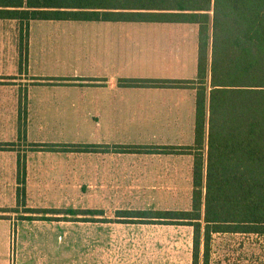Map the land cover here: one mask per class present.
<instances>
[{
  "label": "crops",
  "instance_id": "crops-1",
  "mask_svg": "<svg viewBox=\"0 0 264 264\" xmlns=\"http://www.w3.org/2000/svg\"><path fill=\"white\" fill-rule=\"evenodd\" d=\"M97 12L96 19L30 21L27 37L18 19L0 18V78L19 75L29 79L24 80L29 83L25 119L23 111L18 117L19 88L10 91L8 98L7 85H0V127H4L0 131V240L5 241L3 252L0 244V264H19L16 253L12 261L13 253L6 247L19 222L41 225L43 239L56 235L77 240L75 249L84 251L77 264H136L134 258H118V252L127 255L134 247L142 250L137 264H151L149 249L156 245L152 240L164 234L145 229L146 224L156 223H130L111 212L138 210L130 209L135 199H158L159 191L168 190V176L177 173L161 160L182 154L112 149L181 141L184 110L195 120V89L150 82L184 80L183 64H191L197 78L198 26L130 18V13L145 12L137 9ZM35 25L40 32L37 38ZM34 79L70 81L67 85H36ZM8 106L14 132L5 136ZM21 120L24 139L74 144V150L21 152L14 146ZM190 132L194 141V122ZM11 142L13 147L7 148ZM88 145L97 149H80ZM103 146L110 149L102 150ZM90 157L92 164L87 163ZM36 188L53 191L69 212L40 216L27 211L19 216L12 210L19 201H26L30 212L38 207L30 195Z\"/></svg>",
  "mask_w": 264,
  "mask_h": 264
},
{
  "label": "trees",
  "instance_id": "trees-1",
  "mask_svg": "<svg viewBox=\"0 0 264 264\" xmlns=\"http://www.w3.org/2000/svg\"><path fill=\"white\" fill-rule=\"evenodd\" d=\"M105 8L144 10L128 14L136 20L198 26L196 80L150 82L195 89L193 144L119 146L191 155V209L117 217L192 226V264H210L213 233L264 235V0H0V18L18 19L27 37L30 21L96 19ZM147 219L157 222H140Z\"/></svg>",
  "mask_w": 264,
  "mask_h": 264
},
{
  "label": "rangeland",
  "instance_id": "rangeland-1",
  "mask_svg": "<svg viewBox=\"0 0 264 264\" xmlns=\"http://www.w3.org/2000/svg\"><path fill=\"white\" fill-rule=\"evenodd\" d=\"M34 35L35 38L39 37V27L38 25L34 26ZM193 34H195L193 30ZM34 37V36H33ZM183 79L188 81L196 80L195 74L192 71L191 64H183ZM24 80H29L28 78L23 79L19 75L11 76L8 78H0V85H7V97L10 96V91H13L15 88H19V103H18V117L19 112L22 119L26 118V91L29 83H25ZM70 80L68 79H53V80H42L34 79L33 83L36 85H67ZM164 81V80H160ZM27 82V81H26ZM31 83V84H33ZM127 85H132L131 82H124ZM20 85V86H19ZM161 85V83H159ZM192 85V84H191ZM194 85V84H193ZM190 94L194 96V91H189ZM186 97L189 98V93H186ZM2 113V112H1ZM194 113V109H193ZM192 113V114H193ZM6 128L4 135L9 136L13 134L14 127L10 122L11 111L8 106L6 112ZM184 125H183V136L180 142L171 144L170 142L158 143L157 145H191L193 142V119L194 117L184 110ZM191 115V117H190ZM192 122V123H191ZM23 120L19 121V138L14 144L13 142L6 144L7 148L9 146L12 148L13 144L16 145V149H19L21 152L27 149L30 150H74L76 145L66 144V143H45L35 140L31 142L26 140L22 136V124ZM16 129V128H15ZM0 131H4V127H0ZM10 138V137H7ZM35 139H38L36 137ZM34 140V139H33ZM5 146V145H4ZM109 146H103V149H108ZM97 149V148H95ZM110 149V148H109ZM112 149V148H111ZM112 150H120L119 147H116ZM206 157V151L204 153ZM154 161L151 160V162ZM193 158L190 155H181V156H166L161 160L162 165L167 167L173 166L176 168L177 173L168 176L169 182L174 179L173 183H169L165 186L168 187V190H161L158 193V199L156 200H137L133 202L134 207L130 209L138 210H190L191 209V195H192V176L190 167L192 166ZM87 163H94L93 157L87 160ZM87 164V165H90ZM152 165V164H151ZM170 169V167H169ZM180 171V174H178ZM138 192L136 191L135 194ZM153 195V193H151ZM31 198L36 202V208L31 209L33 212H30L29 209L25 208L26 201H19L17 207L12 210H17L19 216H23L27 213H35L37 215L45 214H57L69 212V207L63 206L64 203H58L55 194L50 190H35L30 191ZM137 197V196H136ZM77 201V197H76ZM148 202L151 204L148 206ZM60 204V205H59ZM77 204V203H76ZM59 206V208H53L51 206ZM78 205V204H77ZM88 210H93L94 207H88ZM120 211V210H119ZM94 212V211H92ZM118 212V211H117ZM116 209H113L111 215L116 217ZM142 225V224H140ZM16 226V228H15ZM41 225H34L31 223H18L14 224V234L12 240L7 238V251L13 253L12 261H15V253L17 255V263L19 264H77L81 263L82 255L84 251L81 249H75L73 238L69 237L68 239H58L56 235L52 240L43 239L45 237L44 230L38 228ZM31 228V229H30ZM137 228V227H135ZM145 229L148 230H159L164 232L161 238L152 240V247L149 249L151 264H192V245H193V227L181 223H172V224H146ZM9 236V235H8ZM10 244L9 246V242ZM134 242L140 240H133ZM4 240H0L1 250L3 252ZM47 248H54V252L45 251ZM58 249V250H57ZM71 255L70 257L65 256ZM142 252L141 249L134 247L133 249H128L124 255L123 251L118 252L119 260L122 257L134 258L135 262L138 263V255ZM9 259V258H8ZM210 264H264V235L255 234V233H229V232H220L213 233L211 240V256Z\"/></svg>",
  "mask_w": 264,
  "mask_h": 264
}]
</instances>
